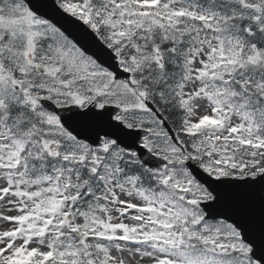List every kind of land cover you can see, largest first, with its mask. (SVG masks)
Listing matches in <instances>:
<instances>
[{"label": "snow or ice", "instance_id": "obj_1", "mask_svg": "<svg viewBox=\"0 0 264 264\" xmlns=\"http://www.w3.org/2000/svg\"><path fill=\"white\" fill-rule=\"evenodd\" d=\"M0 264H264V0H0Z\"/></svg>", "mask_w": 264, "mask_h": 264}]
</instances>
